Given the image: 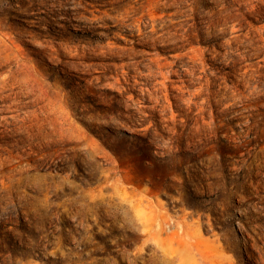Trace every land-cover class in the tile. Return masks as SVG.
<instances>
[{
    "label": "rangeland",
    "instance_id": "374dc122",
    "mask_svg": "<svg viewBox=\"0 0 264 264\" xmlns=\"http://www.w3.org/2000/svg\"><path fill=\"white\" fill-rule=\"evenodd\" d=\"M0 123V264H264V0H0Z\"/></svg>",
    "mask_w": 264,
    "mask_h": 264
},
{
    "label": "bare ground",
    "instance_id": "6f19581e",
    "mask_svg": "<svg viewBox=\"0 0 264 264\" xmlns=\"http://www.w3.org/2000/svg\"><path fill=\"white\" fill-rule=\"evenodd\" d=\"M148 33V32H147ZM144 38V37H143ZM148 38V37H147ZM151 40V39H150ZM156 40V39H155ZM157 41V40H156ZM160 41V40H159ZM159 41H157V42H159ZM166 42V41H165ZM165 44V43H164ZM175 69V68H174ZM192 69V68H191ZM193 70V69H192ZM171 73H173V72H171ZM172 77V76H171ZM16 79V78H15ZM146 79V78H145ZM17 80V79H16ZM173 82V81H172ZM8 86V85H7ZM8 88V87H7ZM150 88V87H149ZM150 90V89H149ZM184 91V90H183ZM1 93H2V91H1ZM180 93V92H179ZM10 95V94H9ZM168 95H169V93H168ZM177 95V94H176ZM9 107V106H8ZM5 114V113H4ZM39 116V115H38ZM56 119V118H55ZM14 121H16V120H14ZM1 124V123H0ZM14 124V123H13ZM33 124V123H32ZM36 124V123H35ZM27 125H29V124H27ZM15 126V125H14ZM42 126V125H41ZM3 127V126H2ZM10 127V126H9ZM44 127V126H43ZM37 128V127H36ZM57 129V128H56ZM31 130V129H30ZM59 130V129H58ZM44 131V130H43ZM36 133V132H35ZM50 134V133H49ZM4 137V136H3ZM23 137V136H22ZM43 139V138H42ZM41 144V143H40ZM42 145V144H41ZM158 224V223H157Z\"/></svg>",
    "mask_w": 264,
    "mask_h": 264
}]
</instances>
